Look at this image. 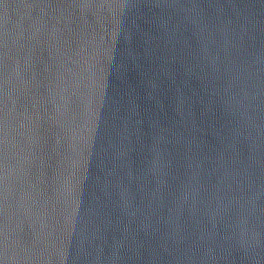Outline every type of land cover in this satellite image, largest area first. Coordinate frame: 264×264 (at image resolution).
Here are the masks:
<instances>
[{
    "label": "water",
    "instance_id": "water-1",
    "mask_svg": "<svg viewBox=\"0 0 264 264\" xmlns=\"http://www.w3.org/2000/svg\"><path fill=\"white\" fill-rule=\"evenodd\" d=\"M0 264H264V0H0Z\"/></svg>",
    "mask_w": 264,
    "mask_h": 264
}]
</instances>
